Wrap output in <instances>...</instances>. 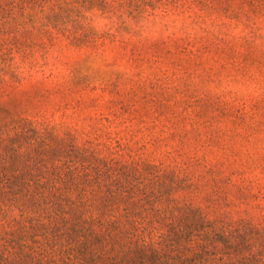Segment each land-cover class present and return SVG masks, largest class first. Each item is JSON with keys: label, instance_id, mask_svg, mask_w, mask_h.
Listing matches in <instances>:
<instances>
[{"label": "rangeland", "instance_id": "374dc122", "mask_svg": "<svg viewBox=\"0 0 264 264\" xmlns=\"http://www.w3.org/2000/svg\"><path fill=\"white\" fill-rule=\"evenodd\" d=\"M251 2L175 0L141 36L41 40L39 67L0 78V104L120 139L126 154L178 176L176 196L206 218L261 227L264 0ZM90 17L107 31L109 20Z\"/></svg>", "mask_w": 264, "mask_h": 264}, {"label": "trees", "instance_id": "16d2710c", "mask_svg": "<svg viewBox=\"0 0 264 264\" xmlns=\"http://www.w3.org/2000/svg\"><path fill=\"white\" fill-rule=\"evenodd\" d=\"M174 3L0 0V78L39 67L41 40L141 36ZM89 133L0 104V264H264V225L206 218L176 196L178 176Z\"/></svg>", "mask_w": 264, "mask_h": 264}]
</instances>
